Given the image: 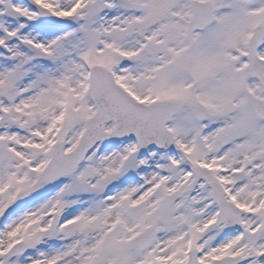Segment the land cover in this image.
I'll use <instances>...</instances> for the list:
<instances>
[{"label": "snow or ice", "instance_id": "obj_1", "mask_svg": "<svg viewBox=\"0 0 264 264\" xmlns=\"http://www.w3.org/2000/svg\"><path fill=\"white\" fill-rule=\"evenodd\" d=\"M0 264H264V0H0Z\"/></svg>", "mask_w": 264, "mask_h": 264}]
</instances>
